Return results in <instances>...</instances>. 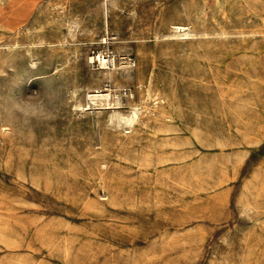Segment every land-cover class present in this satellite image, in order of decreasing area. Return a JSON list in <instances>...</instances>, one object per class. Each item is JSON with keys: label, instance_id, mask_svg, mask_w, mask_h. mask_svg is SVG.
Here are the masks:
<instances>
[{"label": "rangeland", "instance_id": "obj_1", "mask_svg": "<svg viewBox=\"0 0 264 264\" xmlns=\"http://www.w3.org/2000/svg\"><path fill=\"white\" fill-rule=\"evenodd\" d=\"M0 264H264V0H0Z\"/></svg>", "mask_w": 264, "mask_h": 264}, {"label": "built area", "instance_id": "obj_2", "mask_svg": "<svg viewBox=\"0 0 264 264\" xmlns=\"http://www.w3.org/2000/svg\"><path fill=\"white\" fill-rule=\"evenodd\" d=\"M103 59H104V63L107 64V65L113 63V59L112 58H105L104 57Z\"/></svg>", "mask_w": 264, "mask_h": 264}, {"label": "bare ground", "instance_id": "obj_3", "mask_svg": "<svg viewBox=\"0 0 264 264\" xmlns=\"http://www.w3.org/2000/svg\"><path fill=\"white\" fill-rule=\"evenodd\" d=\"M100 55H101V54H100ZM101 56H102V55H101ZM102 58H103V57H102ZM103 63H104V60H103ZM103 65H104V64H103ZM105 67H107V66H105ZM91 96H92V95H91ZM91 96H90V97H91ZM101 96H104V95H101ZM95 97L98 98L97 96H95Z\"/></svg>", "mask_w": 264, "mask_h": 264}]
</instances>
